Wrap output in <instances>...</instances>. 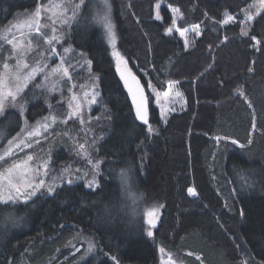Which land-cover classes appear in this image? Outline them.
I'll return each mask as SVG.
<instances>
[{
    "label": "trees",
    "instance_id": "16d2710c",
    "mask_svg": "<svg viewBox=\"0 0 264 264\" xmlns=\"http://www.w3.org/2000/svg\"><path fill=\"white\" fill-rule=\"evenodd\" d=\"M36 2L0 0V34L17 12L32 10ZM261 2L109 0L116 50L144 85L150 125L156 130L151 134L135 119L115 72L106 33L93 20L98 11L94 0H87L77 20L62 25L63 44L82 64H74L72 80L85 77L86 70L96 78L101 95L89 110L86 132H76L67 122L52 135L65 139L55 142L51 157L45 143L30 151H45L57 170L71 159L72 147L66 146L77 134L74 140L101 162L98 184L88 188L85 179L75 178L55 186L52 194H38L26 206L0 208V215L13 211L22 217L18 227L0 226V264H160V249L178 253L180 264L264 262V11L255 14ZM157 4L160 20L155 19ZM173 8L179 9L175 24ZM227 15L237 22L221 24ZM193 25H199V37ZM242 27L249 36L241 35ZM185 28L187 39L177 31ZM0 46L2 67L5 59H13L5 40L0 39ZM87 59L93 61L90 67ZM169 80L176 82L172 88L182 94L183 104L162 121L154 95L167 91ZM44 95L30 87L21 93L23 117L19 107L6 109V138L20 131L25 117L34 122L49 114ZM58 98L49 99L60 116L67 96L60 103ZM217 136L229 137L227 146ZM231 139L245 147L232 145ZM129 168L130 190L139 197L135 205L118 178L121 169ZM189 187L195 197L188 196ZM154 205L163 207L149 238L144 213ZM79 236L91 239L93 253L71 254L70 243Z\"/></svg>",
    "mask_w": 264,
    "mask_h": 264
},
{
    "label": "snow or ice",
    "instance_id": "6c2138e0",
    "mask_svg": "<svg viewBox=\"0 0 264 264\" xmlns=\"http://www.w3.org/2000/svg\"><path fill=\"white\" fill-rule=\"evenodd\" d=\"M87 4V0H79V2H73V0H66V5L62 12L57 13L56 9L60 8V5L50 6V5H43L38 3L35 11L31 14L29 19L18 22V23H11L5 29L6 32H11L13 28L20 29L22 27H27L29 32L35 31L37 35L41 34V29L47 28V24H41V18L43 12H51L52 15L48 17L49 20L52 21L53 25L56 24H71L73 21L78 19L79 14H81V9L85 7ZM97 8V13L93 16V20L97 23L101 24L107 37V43L111 47L112 51L110 56L115 61V72L119 76V80L123 83L124 88L127 90V93L131 96V102L134 106L135 110V119L137 121L142 122L143 125L147 126V132L149 134L155 132L156 130L150 125V113L148 107L147 98L144 96L143 92L140 91L139 82L137 77L133 75L130 68L127 66V61L125 60L124 55L121 54L120 51L116 50V33L114 31V26L111 21V4L109 0H96L94 5ZM159 5H157V13L155 16L156 20H160L161 17L159 15ZM264 11V0H262L261 9ZM71 11L72 15L68 16L67 12ZM172 11L174 13H178L179 9L173 8ZM60 16L61 19L57 20L55 17ZM177 17H173V24H175ZM248 20H251L252 17L248 16ZM236 18L232 15H227L225 19L221 20L220 23L223 25H227L229 23H236ZM241 25L245 23V21H239ZM34 25V28H33ZM192 31L195 32L196 36L199 37L201 35L199 25H193ZM167 32H171L172 29L169 28L166 30ZM179 35L181 37H185L186 33L189 29H177ZM52 32L54 35L51 38L45 37V43L51 45L49 50L45 52H41L40 56L43 59L44 57L55 58L58 55L57 48L55 47L56 43H59L63 40V35H56L57 28L53 27ZM25 34L21 33V39L17 40L16 38L13 39H6V43L11 46L12 49V56L16 57L15 65H12L5 60L0 67V115H3L6 109L11 102L12 107H17V97L24 91V89L32 82L36 77L37 74H45V82L48 81L49 77H55L58 75H62L63 77H69V69L64 66V56H60L61 63L57 64L55 67H52L50 70H47L46 64H41L37 62L35 66H31L25 57L29 52L33 51L31 41H28L27 45H25L23 41V36ZM241 35L244 37L249 36V31L242 27ZM227 39V38H225ZM252 40H256V37H252ZM185 47H188V41L185 40ZM2 48V46H0ZM72 49L65 48L63 49L64 53H69ZM79 55L83 57H87V53L80 52ZM87 65L90 67L93 63L91 59L86 60ZM130 81L136 83V91H133V88ZM175 81L169 80L168 85L171 87L175 84ZM12 86H9V85ZM43 85H38V87H42ZM98 87L96 83V78H93L92 83V91L85 92V97L91 95V99L88 100L89 105H93L97 103V98L100 97L101 93L96 91L95 89ZM151 87V85H150ZM55 88L49 89V91H54ZM71 91V89H70ZM180 92H176L175 97H181ZM71 100L76 102L75 104L69 103V113L68 116L65 118V122L67 120L77 117L81 115V104L78 102L77 96L75 94L72 95ZM174 103V98L170 96L168 91L163 93V102L160 100V95L157 94L156 97V104L159 108V117L162 121H167L168 114L170 112H174L175 108L172 106ZM20 114L23 117L24 115V105H18ZM49 117H46L45 120H48ZM53 123H56V117L52 116L50 118ZM80 123L83 125L84 120L81 118ZM255 126V125H254ZM45 130H47L48 125L45 124ZM23 132V129H22ZM38 132H29L27 133V137L25 140H19L20 134H17V137H13L12 140L8 141V147L5 150V156H12L15 151L23 150L24 148H29L31 145L26 142L28 137H32L34 135H38ZM68 135V133H65ZM217 141L223 140L225 142V146L229 141V137H215ZM230 143L232 145H237L240 148H244L245 145L240 144L238 140L231 139ZM252 141L249 140V144ZM80 151L77 155L83 156L88 164L92 166L93 169L98 170L100 167V161H92L90 154L85 149V144L79 145ZM0 159H3V156H0ZM33 157L28 155L23 161H17L13 163L10 167L6 169L5 173H0V208H8L10 206H19L21 204L27 205L31 202L32 198H35L38 194H42V190L46 189L48 194H52L54 192L55 185L49 184L46 182V177L49 174V161H45L42 165L37 166L35 169L29 167L28 162L32 161ZM43 169V171H41ZM79 171V169H77ZM130 171L131 169H121L118 178L120 181V187L123 190V193L127 199L132 201V204L135 205L139 200V197L136 196L131 190L129 186L130 180ZM64 173H70V168H64ZM98 171L94 173L98 175ZM86 176L87 173H84ZM79 179L80 177H76ZM73 182L72 179L68 180V183L71 184ZM96 184L95 179L93 181H89L87 183L88 188H92ZM189 195H195V189L189 187L187 189ZM163 205H154L150 210L144 213V223L149 227L146 229L147 237L151 238L154 235V229L157 226V221L159 219V210L162 208ZM109 211V209H106ZM133 215H137L136 209L133 208L132 210ZM22 217H17L13 211H8L0 215V226L5 224H11L12 227H18L21 223ZM94 248L91 244H89L87 253H92ZM163 251V249H161ZM114 261L117 260L115 256L112 257ZM199 259V257H197ZM250 264V262H247ZM264 264V262H262Z\"/></svg>",
    "mask_w": 264,
    "mask_h": 264
},
{
    "label": "rangeland",
    "instance_id": "374dc122",
    "mask_svg": "<svg viewBox=\"0 0 264 264\" xmlns=\"http://www.w3.org/2000/svg\"><path fill=\"white\" fill-rule=\"evenodd\" d=\"M79 2V0H78ZM43 4V5H50V6H55V5H60V8H57L56 11L57 13L62 12L64 9V6L66 5V0H37L34 8L26 13L24 12H17V17L16 20L13 21L12 23H18V22H23L27 19H29V17L31 16V14L35 11L37 4ZM75 3V2H74ZM96 3V0H94V4ZM261 4L262 2L259 4L258 9L256 10L255 14H258L261 10ZM159 5V4H157ZM157 5H156V9H155V16L157 13ZM173 12V11H172ZM174 13V12H173ZM175 14V17H177V14ZM52 15L51 12H43L42 13V18H41V24H47L48 27L47 28H43L41 29V34L37 35L35 33V31H31L29 32V29L27 27H22L20 29H16L13 28L11 30V32H6L3 31L0 34V39L2 40V42L4 43V40L6 41L5 37H7V39H13L16 38L17 40H20L21 37V33H24L25 35L23 36V41L25 43V45H27L28 41H31L32 44V48L33 51L29 52L27 54V56L25 57V59L28 60L29 64L31 66H35L37 64V62H40L41 64H46L47 65V70H50L52 67H55L57 64L61 63V59L60 56H64L65 60H64V66L67 67L69 69V77H63L62 75H58L55 77H49L48 81L45 82V74H37V77L29 83V85L27 87H30L32 91H35V93L39 96L43 95V91L46 95L47 99V108L46 111H49V114L45 115L44 117H41L39 119H37L36 121H32V122H27L26 120H28L27 117H25V120L23 122L22 128L20 129V131L16 132L14 135H11L10 137L6 138V132L8 131V127L5 125L4 123V114L0 115V156H3V159H0V173H5L6 174V169L8 167H10L13 163L17 162V161H23L28 155H31L33 157L32 161H29V167L32 169H35L37 166L42 165L45 161H49V174L46 177H43L44 179H46V182L49 184H54L55 186L61 184L63 181L68 183L69 179L75 180L76 177H81L83 179L86 180V185L89 181H93L95 179L96 184L92 187L95 188L98 184L97 181V175H95L94 177V173L97 172L98 170L93 169L92 166L90 164H88L87 160L80 155H77V153L80 151L79 149V143L76 142L74 139L77 137V134H74L73 137L75 136V138L73 139L72 137L69 138V142L71 145L66 146V148H71V159L68 161V163H65L64 165L62 163H60V166L62 165L61 168L58 167V169L56 170L55 168H53L51 165V162H53L51 160V158L48 157V154L44 151H35L32 150L30 151V149H32L33 147H35L37 144L40 143H45L49 146H51V148H47V151L50 154L51 157V152H53L54 149V144L55 142H62L63 138L65 139V137L62 136V138H59V136L55 139H52V135L54 134V132L56 133L57 131H60L61 128L64 126L65 123L67 122H71L72 123V127H77V131L76 132H86L87 128H86V123L88 121V113H91L90 108L92 105L88 104V100L91 99V95H89L88 97H85L84 93L85 92H91L92 91V83H93V79L89 76V74L87 73V71H84L85 77L81 78L79 81H74L72 80V69L74 68V64L78 65V68H80L82 66L81 62H76L73 59V53L72 50L69 53H64L63 49L65 48H71L68 47L66 45L63 44V41H60L59 43L55 44V47L57 48V52L58 55L55 58H49V57H44L43 59L40 56L41 52H45L46 50H49L51 45L45 43V37L51 38L54 33L52 32V28L56 27L57 28V33L56 35H61V27L62 24H56L53 25L52 21L48 19V17ZM67 15L69 16V12H67ZM57 20L61 19L62 17L57 16L55 17ZM34 28V25H33ZM189 29V28H188ZM187 34V33H186ZM187 36V35H186ZM182 37L187 39V37ZM12 57V62H9L12 65H15L16 63V57ZM6 60V59H5ZM5 62V61H4ZM73 66V67H72ZM38 85H43L42 87H38ZM9 86H12L11 84ZM26 87V88H27ZM55 88L54 91H49V89L51 88ZM25 88V89H26ZM24 89V90H25ZM71 89V91H70ZM170 94L171 97L174 98V103H173V107L179 108L180 104H183L182 98H176L175 94L176 92H178L177 90L173 89L172 86L169 87L168 86V90H167ZM163 93L164 92H155V100L157 97V94L160 95V100L161 102H163ZM75 94L77 96L78 102L81 104V115L77 116V117H73L69 120H67V122H65V118L68 116L69 113V103H73L75 104L76 102H73L71 100L72 95ZM44 95V96H45ZM59 95L58 98V103H60L61 99L64 96H67V100H66V112L64 114L61 113V115H57L55 114L57 108L55 107L56 104L53 103V101L49 98H51L52 96H57ZM23 98V97H22ZM21 98V94L17 97V107H13V108H18V105H24V101H22ZM33 100H35V96L33 97ZM182 106V105H181ZM8 107H12L11 106V102L9 103ZM59 108V107H58ZM25 109V108H24ZM90 110V111H89ZM26 113V109L24 110V114ZM52 116L56 117V123H53L52 120L50 119ZM63 116V117H61ZM46 117H49L48 120H45ZM81 118L84 120V124L82 125L80 123ZM45 124L48 125L47 130H45ZM59 125V126H58ZM79 126V127H78ZM59 127V130H58ZM23 129V132H22ZM57 129V130H56ZM56 130V131H55ZM73 131V130H72ZM29 132H38V135H34L32 137H28L26 142L29 143L31 145V147L29 148H24L22 151L21 150H17L14 152V154L12 156H5V150L8 147V141L12 140L13 137H17V134L19 133V140H25V138L27 137V133ZM90 156L92 157V152L86 150ZM93 158V157H92ZM92 161H97L92 159ZM64 168H70L71 172L70 173H64L63 169ZM77 169H79V171H77ZM41 171H43V169H41ZM84 173L91 174V177L88 178V176L84 175ZM47 191L46 189L42 190V194H46ZM188 194V192H187ZM190 197H195V195H189ZM2 227V226H1ZM4 228L6 229V224L4 225ZM91 239H89L88 237H83V236H79L77 239L71 241L70 243V248L72 249V253H76V252H83V256H86V252L88 249L89 244H91L94 248V244H92V242L90 241ZM94 252V251H93ZM92 252V253H93ZM160 253V264H180V261L178 259L179 254L173 253V250H165L163 249V251H159ZM91 253H87V255H89ZM81 257V255L79 256Z\"/></svg>",
    "mask_w": 264,
    "mask_h": 264
},
{
    "label": "water",
    "instance_id": "95a60500",
    "mask_svg": "<svg viewBox=\"0 0 264 264\" xmlns=\"http://www.w3.org/2000/svg\"><path fill=\"white\" fill-rule=\"evenodd\" d=\"M132 73H133V72H132ZM133 75H135V74L133 73ZM135 76L137 77V80H138V82H139V88H140V91H142L143 94H144V96L146 97V93H145L144 87H143V85H142L140 79L138 78L137 75H135ZM129 83L131 84V86H132V88H133V91H136V83H135V82H132V81H130ZM128 95H129V94H128ZM129 98H130V101H131V96H130V95H129ZM131 104H132V102H131ZM132 106H133V105H132ZM133 109H134V106H133ZM134 114H135V110H134ZM139 122H140V121H139ZM140 123H142V122H140Z\"/></svg>",
    "mask_w": 264,
    "mask_h": 264
},
{
    "label": "bare ground",
    "instance_id": "6f19581e",
    "mask_svg": "<svg viewBox=\"0 0 264 264\" xmlns=\"http://www.w3.org/2000/svg\"><path fill=\"white\" fill-rule=\"evenodd\" d=\"M144 86V85H143Z\"/></svg>",
    "mask_w": 264,
    "mask_h": 264
}]
</instances>
